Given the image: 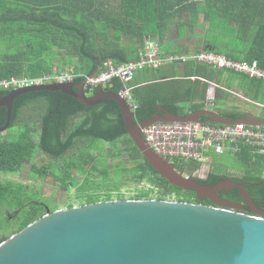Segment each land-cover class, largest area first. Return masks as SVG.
Here are the masks:
<instances>
[{
  "label": "trees",
  "instance_id": "16d2710c",
  "mask_svg": "<svg viewBox=\"0 0 264 264\" xmlns=\"http://www.w3.org/2000/svg\"><path fill=\"white\" fill-rule=\"evenodd\" d=\"M173 31L177 42L170 40ZM196 34L204 40L202 44L193 48L181 44ZM149 40L156 41L165 56L207 50L236 62L258 61L264 70V0H0V80L36 79L57 70L71 73L73 83L80 85L99 74L108 61L117 66L140 62ZM235 82L252 101L264 98L262 81L208 65L177 62L159 69L146 66L130 83L115 79L107 89L115 94L131 90L137 105L134 122L141 124L160 107L179 117L205 109L214 84L213 110L236 119L248 113L237 108L218 111L220 103L230 100ZM100 90L87 93L95 95ZM11 92L0 89V99ZM186 104L192 107L186 109L182 106ZM7 121L8 110L0 108V128ZM15 128H19L17 139L0 134V174L18 175L41 152L48 162L33 164L30 174L40 181L57 179L63 190L75 188L78 194L73 201L80 207L115 201L95 191L109 180L152 185L130 200L215 206L171 185L151 167L128 134L121 109L113 100L86 106L62 92L25 94L13 104L10 129ZM102 144L109 146L108 154ZM239 157L248 168L241 178L211 170L205 180L198 181L208 186L228 179L244 184L255 205L264 210V169L260 166L264 156L254 158L244 151ZM175 167L192 175L201 164ZM226 198L243 201L238 189L227 192ZM69 203L45 198L36 187L0 179V244L61 207H76Z\"/></svg>",
  "mask_w": 264,
  "mask_h": 264
},
{
  "label": "water",
  "instance_id": "95a60500",
  "mask_svg": "<svg viewBox=\"0 0 264 264\" xmlns=\"http://www.w3.org/2000/svg\"><path fill=\"white\" fill-rule=\"evenodd\" d=\"M62 92L86 106L113 100L121 109L126 130L151 167L171 185L197 195L204 206L167 200H115L49 213L0 244V264H264V212L255 205L244 184L232 179L214 186L186 176L160 157L146 142L142 130L155 123L201 122L231 126L245 123L264 128L254 115L236 119L205 108L186 117L163 107L162 115L134 122L126 99L107 88L90 95L85 83L47 84L12 90L0 99L11 126L14 101L29 93ZM205 180V179H204ZM238 189L247 214L219 194Z\"/></svg>",
  "mask_w": 264,
  "mask_h": 264
},
{
  "label": "built area",
  "instance_id": "2783aa9c",
  "mask_svg": "<svg viewBox=\"0 0 264 264\" xmlns=\"http://www.w3.org/2000/svg\"><path fill=\"white\" fill-rule=\"evenodd\" d=\"M175 62L208 65L216 70H228L264 82V70L258 61L252 63L236 62L224 55L207 50L186 55L165 56L158 43L149 40L140 62L122 66H117L112 61L106 62L99 74L86 78L85 90L93 93L97 89L107 88L115 79H120L128 84L134 80L136 73L146 66L159 69L166 64ZM74 78L75 76L69 72L59 73L54 70L52 74L36 79L23 77L0 80V89L17 90L47 84L72 83ZM212 87L214 88V86ZM212 87L207 95L206 108L213 110L215 98L211 97ZM120 94L134 112L137 105L131 95V90L125 88ZM142 133L147 144L160 157L174 166L200 163L203 167L208 153L232 152L237 154L242 150V147L249 148L253 154L264 155V128L248 126L245 123L231 126L213 125L204 121L155 123L144 128Z\"/></svg>",
  "mask_w": 264,
  "mask_h": 264
},
{
  "label": "rangeland",
  "instance_id": "374dc122",
  "mask_svg": "<svg viewBox=\"0 0 264 264\" xmlns=\"http://www.w3.org/2000/svg\"><path fill=\"white\" fill-rule=\"evenodd\" d=\"M175 31L172 32L170 40L178 39V36ZM203 42L204 40L201 39V36L196 34V36L193 39H189L187 42L184 41L183 44L185 46H189L190 48H193L194 46H196V44H202ZM57 64H58L57 66H59L60 62L58 61ZM67 70L71 71L70 68H67ZM211 92H212L211 97L215 98L216 97L215 87L214 88L212 87ZM243 98H246L248 100L246 101ZM252 99L253 98L250 95L240 90L239 87L237 86V82H235V84L232 86V96L230 100L227 101L226 103H220L219 104L220 110L218 111L223 113V111L237 108L240 111L251 113L256 117L264 119L263 106L261 104H257L256 102L252 101ZM256 101H259V103L264 104V98H258ZM182 106L185 107L186 109H190V107H192L190 104H186ZM2 135L5 139H10V140L17 139L19 136V128L9 129L6 133ZM34 136L37 140L39 139L38 134H35ZM101 147L102 149H104V153L108 154L109 146L102 144ZM46 162H48V158L43 153L38 152L33 162L26 164L23 170L18 175L0 174V179L3 181L13 180L27 184L28 186L31 187H36L45 198H49L50 200H53L60 204L67 201V204L70 202L72 204H75L76 207H80L77 201H73V198H75V196H77L78 194L75 188L68 187L67 190H63V187L61 186V184H59L60 182L57 181V179L51 178L45 181H40L39 179H37L36 177L30 174V170L33 164L43 165ZM204 165L205 166L201 167L198 171L192 173V175L186 174V176L195 177L204 180L208 177L211 170H213V171H223L234 178H241L243 175H245L246 170L248 169L247 166L244 165V163L240 160L239 155H235L233 153H224V154L208 153ZM260 166H263L264 169V163H262ZM252 173L256 174L255 170L252 169ZM262 173H263L262 175L264 176V170ZM151 189H152V185L146 182L138 185L136 184L129 185L127 183H122L120 181L109 180L108 182H103L99 184L97 189L95 188V191L98 194H101V196H106V197L111 196L113 200H122L123 198H125L124 200H130V198L138 195L140 192L149 191ZM61 209L66 210L64 207H61Z\"/></svg>",
  "mask_w": 264,
  "mask_h": 264
},
{
  "label": "flooded vegetation",
  "instance_id": "af4514ba",
  "mask_svg": "<svg viewBox=\"0 0 264 264\" xmlns=\"http://www.w3.org/2000/svg\"><path fill=\"white\" fill-rule=\"evenodd\" d=\"M163 113H164V112H160V111H158V112H156V113L154 114V116L162 115ZM227 192H231V191H224V192H222V196H221V197H222L223 199L229 201V200L226 198ZM229 202H231V201H229ZM231 203H233V204L239 206V207H240L242 210H244V212H246L247 214H248V213H251V214H252V212H253L252 208L249 207L248 205H246V203H245L244 200H243L242 202H231ZM260 211L264 212V210H260Z\"/></svg>",
  "mask_w": 264,
  "mask_h": 264
},
{
  "label": "crops",
  "instance_id": "0c3cea01",
  "mask_svg": "<svg viewBox=\"0 0 264 264\" xmlns=\"http://www.w3.org/2000/svg\"><path fill=\"white\" fill-rule=\"evenodd\" d=\"M43 1H49V0H43ZM189 39H187V40H185L186 42L188 41ZM172 41H175V42H177L178 41V39H176V40H172ZM179 44H180V42H178ZM181 44H183V43H181ZM158 46H159V44H158ZM162 51V50H161ZM171 64H173V63H171ZM178 64H180V65H183L182 63H178ZM164 66H168V64H166V65H164ZM163 67V66H162ZM255 80V79H254ZM259 81V80H258ZM212 86H214L215 88H216V86L214 85V84H212L211 85V87ZM257 103V102H256ZM257 104H260V103H257ZM262 105V104H261ZM263 106V108H264V105H262ZM205 108H206V105H205ZM248 114H250V115H253V114H251V113H248ZM261 119H263V118H261ZM244 151H247L248 153H249V155L250 156H252V157H254V158H257L258 156H264V155H261V154H253L252 152H251V150L249 149V148H246V147H242V150L239 152V153H237V154H235V155H239L240 153H242V152H244ZM226 153H232V152H226ZM213 154V153H212ZM215 154V153H214ZM234 154V153H233Z\"/></svg>",
  "mask_w": 264,
  "mask_h": 264
}]
</instances>
